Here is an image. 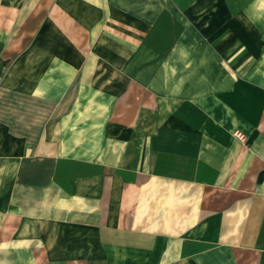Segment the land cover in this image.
<instances>
[{
	"label": "crops",
	"instance_id": "crops-1",
	"mask_svg": "<svg viewBox=\"0 0 264 264\" xmlns=\"http://www.w3.org/2000/svg\"><path fill=\"white\" fill-rule=\"evenodd\" d=\"M0 264H264V0H0Z\"/></svg>",
	"mask_w": 264,
	"mask_h": 264
}]
</instances>
